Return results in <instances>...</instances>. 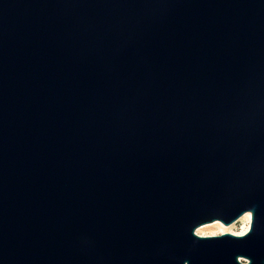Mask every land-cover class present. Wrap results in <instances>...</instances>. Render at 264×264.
Wrapping results in <instances>:
<instances>
[{"label":"water","instance_id":"obj_1","mask_svg":"<svg viewBox=\"0 0 264 264\" xmlns=\"http://www.w3.org/2000/svg\"><path fill=\"white\" fill-rule=\"evenodd\" d=\"M0 264H264V0H0Z\"/></svg>","mask_w":264,"mask_h":264},{"label":"rangeland","instance_id":"obj_2","mask_svg":"<svg viewBox=\"0 0 264 264\" xmlns=\"http://www.w3.org/2000/svg\"><path fill=\"white\" fill-rule=\"evenodd\" d=\"M250 225H251V216L246 215L243 218H241L238 223H235L231 226H226L221 222H215L212 224L204 225L196 231V234L201 237L221 236L224 234L242 236L249 231Z\"/></svg>","mask_w":264,"mask_h":264},{"label":"bare ground","instance_id":"obj_3","mask_svg":"<svg viewBox=\"0 0 264 264\" xmlns=\"http://www.w3.org/2000/svg\"><path fill=\"white\" fill-rule=\"evenodd\" d=\"M211 226H214V225H211Z\"/></svg>","mask_w":264,"mask_h":264}]
</instances>
